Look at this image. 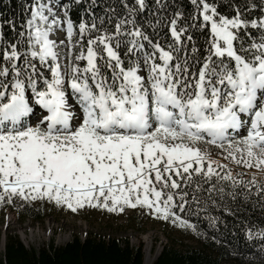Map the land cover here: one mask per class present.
<instances>
[{"label": "snow or ice", "instance_id": "6c2138e0", "mask_svg": "<svg viewBox=\"0 0 264 264\" xmlns=\"http://www.w3.org/2000/svg\"><path fill=\"white\" fill-rule=\"evenodd\" d=\"M190 3L165 16L155 0L153 34L138 19L147 0H112L103 15L97 0H31L19 30L4 21L14 35L0 27V206L139 207L195 232L181 214L200 194L215 204L225 184L264 192V0H224L230 14L221 0ZM210 145L257 171L245 180ZM245 227L264 240V227Z\"/></svg>", "mask_w": 264, "mask_h": 264}, {"label": "trees", "instance_id": "16d2710c", "mask_svg": "<svg viewBox=\"0 0 264 264\" xmlns=\"http://www.w3.org/2000/svg\"><path fill=\"white\" fill-rule=\"evenodd\" d=\"M111 2L112 0H97L93 12L103 15L101 5L106 7ZM162 2L170 5L168 9L162 10L165 16L169 15L176 6L185 10L192 8L190 0H162ZM27 3H31V0H0V27L5 38L11 39L14 33L10 25L4 21H13L19 30L26 15L24 6ZM147 3L149 8L138 19L144 22V30L153 34V29L148 27L147 21L151 20L155 23L161 13H156L153 8L155 0H147ZM218 10L223 14H230L231 11L224 0H221V7ZM80 14V8H73L71 16L74 21L78 22ZM157 31L158 38L163 41L167 28ZM194 38L198 44L203 43L204 37L199 32L194 33ZM257 179L264 188V179ZM207 187L208 185L205 184L204 188ZM229 192H233L235 198L228 195ZM245 193H248L247 198ZM200 195L199 208L193 203L190 211L181 214L196 226L195 232L188 229L191 232V239L188 240L193 243L182 247H176L171 243L162 244L158 256L151 264H247L249 260H253V264H259V247L264 244V240H248L245 226L252 227L253 231L264 227V209L260 207L264 203V200H261L264 192L257 193L255 188L249 192L242 185L233 190L225 184L223 199L219 194H213L215 204L207 200L209 195L207 192ZM5 208L13 209L22 220L25 218L42 220L43 217L39 209L35 210L22 201H17L13 205L4 204L2 212ZM212 218H215V224L212 223ZM143 247L144 243L141 241L137 245H130L127 239H104L94 235L81 238L76 235L61 246L50 243L47 247L34 250L26 248L16 236L6 235L3 250L0 246V264H143Z\"/></svg>", "mask_w": 264, "mask_h": 264}, {"label": "rangeland", "instance_id": "374dc122", "mask_svg": "<svg viewBox=\"0 0 264 264\" xmlns=\"http://www.w3.org/2000/svg\"><path fill=\"white\" fill-rule=\"evenodd\" d=\"M60 38L64 39L63 34ZM39 112L40 110L37 108L36 113ZM38 118V115H34L33 122ZM208 148L214 159L227 164L234 173H244V178H251V173L257 171L255 168L246 169L242 165H235L228 160H223L221 150L215 146L210 145ZM257 178L264 179L259 175ZM28 205L42 212V220L26 218L22 220L18 218L13 209L5 208L2 212V206H0V235L2 236L4 233V236H16L26 248L34 250L47 247L50 243H53L54 246H61L76 235L81 238L86 235H94L104 239H127L130 245H137L141 241L145 248L148 244L150 246L148 264H151L155 254L161 250L162 244L171 243L176 247H182L193 243L188 240L191 239V232L188 229L179 228L171 221L156 219L139 207L126 208L121 213H109L86 206L73 213L46 201L37 200ZM30 231L33 233L32 237L35 242L26 245L21 239V234L27 236Z\"/></svg>", "mask_w": 264, "mask_h": 264}, {"label": "bare ground", "instance_id": "6f19581e", "mask_svg": "<svg viewBox=\"0 0 264 264\" xmlns=\"http://www.w3.org/2000/svg\"><path fill=\"white\" fill-rule=\"evenodd\" d=\"M31 232L32 231H30L27 236H24L23 234H21V236H22L21 239L26 245L34 244V242H35L34 238L32 237L33 233H31ZM34 232L36 233V231H34ZM47 234H49V233H47ZM4 241H5V236L2 235L1 238H0L1 249L3 247ZM149 259H150V246L147 244V246L145 248L144 264H148L149 263Z\"/></svg>", "mask_w": 264, "mask_h": 264}, {"label": "water", "instance_id": "95a60500", "mask_svg": "<svg viewBox=\"0 0 264 264\" xmlns=\"http://www.w3.org/2000/svg\"><path fill=\"white\" fill-rule=\"evenodd\" d=\"M2 235H4V233H3ZM4 242H5V241H4ZM23 245H24V244H23ZM24 246H25V245H24ZM3 248H4V243H3V247H2L1 250H3ZM143 248H145V246H144ZM159 252H160V251H159ZM158 254H159V253H156V254H155L154 259L158 256ZM143 264H144V260H143Z\"/></svg>", "mask_w": 264, "mask_h": 264}]
</instances>
